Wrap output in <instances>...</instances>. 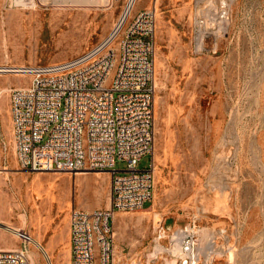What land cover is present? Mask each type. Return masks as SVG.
<instances>
[{
	"label": "rangeland",
	"instance_id": "1",
	"mask_svg": "<svg viewBox=\"0 0 264 264\" xmlns=\"http://www.w3.org/2000/svg\"><path fill=\"white\" fill-rule=\"evenodd\" d=\"M106 1L0 0V66L70 61L107 42L129 0ZM156 1L155 149L138 163L146 170L153 158L154 193L144 209L111 220L113 264H176L168 239H157L160 221L172 230L196 221L203 264H264V0ZM152 4L136 0L131 17ZM130 21L108 47L118 49ZM198 23L208 37L196 49ZM29 80L0 75V90H10L0 95V244L19 248L7 228L18 229L43 249L35 257L31 244V264H70V210L108 208L110 178L21 169L10 96ZM211 239L216 246L204 262Z\"/></svg>",
	"mask_w": 264,
	"mask_h": 264
},
{
	"label": "built area",
	"instance_id": "2",
	"mask_svg": "<svg viewBox=\"0 0 264 264\" xmlns=\"http://www.w3.org/2000/svg\"><path fill=\"white\" fill-rule=\"evenodd\" d=\"M12 1L23 5L53 2ZM234 1L224 3L228 6ZM132 14L133 9L125 18L131 21L118 49L107 46L117 31L79 58L26 68L29 82L11 90L13 144L21 169L109 175L108 208L70 210L71 264H113L111 220L116 213L144 209L153 199V158L146 170H138V163L147 155L153 157L155 149L157 9ZM197 27L196 49L208 37L201 23ZM117 161H124L126 168L116 169ZM18 238L19 248L0 249V264H31L32 237L18 231ZM157 239H168V253L176 264H203L196 221L174 230L160 221ZM212 239L204 262L216 246Z\"/></svg>",
	"mask_w": 264,
	"mask_h": 264
},
{
	"label": "bare ground",
	"instance_id": "3",
	"mask_svg": "<svg viewBox=\"0 0 264 264\" xmlns=\"http://www.w3.org/2000/svg\"><path fill=\"white\" fill-rule=\"evenodd\" d=\"M104 0H55V3L59 6H64L65 4H72V3H83V4H86V3H91L93 5H102L101 3L103 2ZM106 1V0H105ZM104 1V2H105ZM111 1V0H110ZM136 0H129V3L125 9V12L123 14V17L119 23V25L117 26L116 28V31H118L120 29V27L122 26L125 18L129 15L130 11L133 9V5L135 3ZM141 0H137V2H140ZM103 2V3H104ZM107 2V1H106ZM105 2V3H106ZM35 6V5H34ZM70 6V5H69ZM115 31V32H116ZM28 68V67H24V66H0V75L1 74H4V73H16V74H23V76L25 77V69ZM22 76V75H20ZM10 90L8 88H5V89H1L0 90V95L2 93H5V92H9ZM155 159V158H154ZM8 231H10L14 236H18V229H14V228H7ZM31 244L33 245L34 247V250L32 252V255H34L35 257L38 256L37 253L39 252H43V249L41 247V245L39 244L38 241L36 240H33L31 241ZM155 248V247H154ZM211 252H212V249H211ZM153 257V256H152ZM150 258V257H149ZM210 261V259H208ZM132 264V263H131Z\"/></svg>",
	"mask_w": 264,
	"mask_h": 264
},
{
	"label": "crops",
	"instance_id": "4",
	"mask_svg": "<svg viewBox=\"0 0 264 264\" xmlns=\"http://www.w3.org/2000/svg\"><path fill=\"white\" fill-rule=\"evenodd\" d=\"M147 5H144L142 8H139L137 12H135L134 14H137L139 11L143 10V9H146ZM155 7L157 9V1L154 0V4H152V6L150 8H153ZM157 13H158V10H157ZM155 40V39H154ZM155 42V41H154ZM153 61H154V58H153ZM155 63V62H154ZM155 65V64H154ZM69 244H70V233H69ZM0 249H5L3 248V246L0 244ZM70 264H71V251H70Z\"/></svg>",
	"mask_w": 264,
	"mask_h": 264
}]
</instances>
